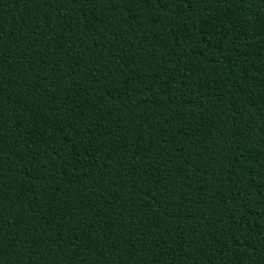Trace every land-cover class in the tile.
<instances>
[{"label":"trees","instance_id":"16d2710c","mask_svg":"<svg viewBox=\"0 0 264 264\" xmlns=\"http://www.w3.org/2000/svg\"><path fill=\"white\" fill-rule=\"evenodd\" d=\"M0 264H264V0H0Z\"/></svg>","mask_w":264,"mask_h":264}]
</instances>
